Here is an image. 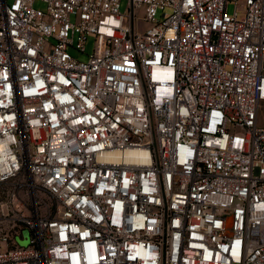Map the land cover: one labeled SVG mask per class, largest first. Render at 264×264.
<instances>
[{"label": "built area", "instance_id": "built-area-1", "mask_svg": "<svg viewBox=\"0 0 264 264\" xmlns=\"http://www.w3.org/2000/svg\"><path fill=\"white\" fill-rule=\"evenodd\" d=\"M34 1L0 0V264H264V0Z\"/></svg>", "mask_w": 264, "mask_h": 264}, {"label": "rangeland", "instance_id": "rangeland-1", "mask_svg": "<svg viewBox=\"0 0 264 264\" xmlns=\"http://www.w3.org/2000/svg\"><path fill=\"white\" fill-rule=\"evenodd\" d=\"M34 6L36 7H44V3L40 0H36L34 1L33 3ZM234 1H229L228 4H227V11L229 13H232L233 11V8H234ZM121 7H123V3L121 5ZM165 11H169L170 9L168 7H166L164 9ZM161 10H159L157 12V16H159ZM240 13V12H239ZM139 25L146 27L149 25V22L147 21H142ZM92 47H93V37L92 36H88L87 37V40L85 42V50L84 51H80L79 49L75 48L74 46H69L68 48V51L75 57L77 58H80V59H86L88 54L91 52L92 50ZM258 123L259 124H264V100L261 101L260 105H259V110H258ZM6 188H8L6 185L4 184H0V214H2V212H8L7 214L10 216L11 214H13L14 212L11 210V207H10V196H8V194H6ZM38 192L41 194V196H44L46 199H48V196L47 194L44 192V190L42 189H38ZM28 195V193L26 192L25 189L21 190L19 192V194L17 195V199L14 200L15 202V205L16 203L18 202V199H22L24 200V198H26ZM4 203V204H2ZM7 203L9 206L6 207V204ZM12 204V202H11ZM21 206L20 202H18V205L17 207L19 208ZM3 207V209H2ZM6 208H8L9 210H7ZM4 210V211H2ZM21 211H23V209H20L16 212L20 213ZM1 216V215H0ZM0 229H11L12 231H14L16 228H18V226L20 225V221L19 220H16L15 223H12L14 221L12 220H8V218H1L0 217ZM9 222V223H8ZM22 235H19L17 234L16 236V240L18 242V244H21V245H26L28 240V235H29V231L27 228H24L22 230ZM9 243L11 244L12 243V240H9Z\"/></svg>", "mask_w": 264, "mask_h": 264}, {"label": "water", "instance_id": "water-1", "mask_svg": "<svg viewBox=\"0 0 264 264\" xmlns=\"http://www.w3.org/2000/svg\"><path fill=\"white\" fill-rule=\"evenodd\" d=\"M28 240V239H27Z\"/></svg>", "mask_w": 264, "mask_h": 264}]
</instances>
